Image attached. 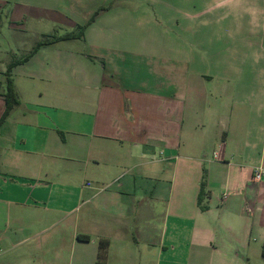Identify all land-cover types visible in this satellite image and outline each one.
<instances>
[{
	"label": "crops",
	"instance_id": "crops-1",
	"mask_svg": "<svg viewBox=\"0 0 264 264\" xmlns=\"http://www.w3.org/2000/svg\"><path fill=\"white\" fill-rule=\"evenodd\" d=\"M179 4L0 0L23 58L86 26L12 69L0 264H264V0Z\"/></svg>",
	"mask_w": 264,
	"mask_h": 264
},
{
	"label": "trees",
	"instance_id": "trees-1",
	"mask_svg": "<svg viewBox=\"0 0 264 264\" xmlns=\"http://www.w3.org/2000/svg\"><path fill=\"white\" fill-rule=\"evenodd\" d=\"M86 26L78 27L75 31L66 33L64 35H53L51 37H42V39L37 43V45L33 48V51L29 53L26 57L23 59L12 62L6 69L5 71V85L3 89V93L1 94V97L3 98L5 109L4 112L0 118V126L3 124L5 119L9 116L11 110L16 107L19 104L17 94L14 89V83L11 78V72L12 69L19 64H23L27 62L32 55L41 47L48 46L55 44L57 42L61 41H72V40H79L83 37L84 35V30ZM205 178L202 179L200 183V190H199V196L197 200L198 207L200 208L201 211L205 210V207L201 205L203 197L205 196ZM77 239L79 241L83 242H88L90 238L85 235H78ZM109 247V242L106 240H100L97 245V256H96V261L94 264H106L107 260V251Z\"/></svg>",
	"mask_w": 264,
	"mask_h": 264
},
{
	"label": "rangeland",
	"instance_id": "rangeland-1",
	"mask_svg": "<svg viewBox=\"0 0 264 264\" xmlns=\"http://www.w3.org/2000/svg\"><path fill=\"white\" fill-rule=\"evenodd\" d=\"M179 1L180 0H161V2L170 3L176 10H179V9L184 10L185 8H188V7L180 6ZM205 2H206V0H204V3ZM163 15L168 16V15H178V14H176V12H174V11L165 10L163 12ZM170 28L173 30H178L177 25H175V24ZM56 34H58V33H56ZM158 34H160V32H158ZM16 37H17V35L15 33H13V32L10 33L8 31V23L5 21V15L3 14L2 11H0V57L3 56V53H5V56H6V53H7V57H9L10 60L13 61V60H20L21 58H23V56H25V55H23L25 49L20 48L21 46L18 45V39ZM154 39H155L154 40L155 44L158 43L159 45H161L163 41H167L166 38L162 39L161 37H157V38L155 37ZM139 41L141 42L142 40H139ZM169 42H170V45L176 44L177 39L170 38ZM75 48H77L79 50L84 49L81 44H76ZM20 49H21V51H19ZM20 52H22V54H20ZM172 56H174L175 58H178V55H172ZM190 56L191 55H189L188 58ZM123 67L124 68L127 67V69L130 68L128 63L123 65ZM0 68H1V66H0ZM126 72H130V71L128 70ZM4 74H3V76H4Z\"/></svg>",
	"mask_w": 264,
	"mask_h": 264
},
{
	"label": "built area",
	"instance_id": "built-area-1",
	"mask_svg": "<svg viewBox=\"0 0 264 264\" xmlns=\"http://www.w3.org/2000/svg\"><path fill=\"white\" fill-rule=\"evenodd\" d=\"M262 178V168H257L255 171H254V175H253V179L255 182H259ZM88 186H90V183L87 184ZM226 195L223 197V199H226Z\"/></svg>",
	"mask_w": 264,
	"mask_h": 264
}]
</instances>
